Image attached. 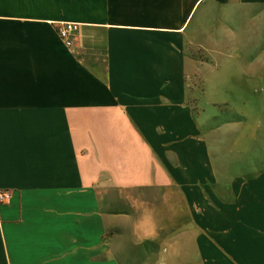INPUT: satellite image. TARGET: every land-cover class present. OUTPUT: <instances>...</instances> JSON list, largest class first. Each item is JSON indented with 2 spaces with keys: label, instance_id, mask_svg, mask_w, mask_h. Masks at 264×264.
<instances>
[{
  "label": "crops",
  "instance_id": "obj_1",
  "mask_svg": "<svg viewBox=\"0 0 264 264\" xmlns=\"http://www.w3.org/2000/svg\"><path fill=\"white\" fill-rule=\"evenodd\" d=\"M255 2L0 0V264H264V44L185 80L199 20Z\"/></svg>",
  "mask_w": 264,
  "mask_h": 264
},
{
  "label": "rangeland",
  "instance_id": "obj_2",
  "mask_svg": "<svg viewBox=\"0 0 264 264\" xmlns=\"http://www.w3.org/2000/svg\"><path fill=\"white\" fill-rule=\"evenodd\" d=\"M246 13V16H244ZM236 19L233 24V20L224 18L222 11L219 12L218 18H204L199 20V45L197 47L188 46L186 50L187 57L191 60L190 62L195 64V66L190 69L185 80L187 81V87L190 91L194 92L195 95H201L202 93V74L203 72H209L210 69H213L214 64L218 61L223 55L228 52L226 51L231 43H237L236 45L243 46V44L248 43L249 45L253 44H264V3H247L244 6L238 5L237 3V13ZM204 27H210L209 35L204 32ZM234 27L235 37L232 36V31ZM247 30H245V29ZM202 30V32H200ZM239 43V44H238ZM242 54V51L240 52ZM264 53V51L262 52ZM261 54V51L258 49L252 50L250 56L246 63L252 62L254 59H257ZM243 57L241 63H243ZM199 65V66H197ZM197 66V67H196ZM241 71L236 70V77L247 79L253 74L257 67H242L240 66ZM257 73V71H256ZM224 76H227L224 72ZM235 76V75H234ZM228 77V76H227ZM258 86L257 92L260 91ZM190 93L188 97V105L193 112H200V107L198 108L195 102V96ZM200 97V96H199ZM230 100L217 103L213 102V106L219 110V118L221 122H224L231 118V115L228 114V108ZM200 106V105H199ZM202 117V114L200 118ZM240 114H232V119L238 120L241 118ZM186 262L189 264L190 259Z\"/></svg>",
  "mask_w": 264,
  "mask_h": 264
},
{
  "label": "built area",
  "instance_id": "obj_3",
  "mask_svg": "<svg viewBox=\"0 0 264 264\" xmlns=\"http://www.w3.org/2000/svg\"><path fill=\"white\" fill-rule=\"evenodd\" d=\"M77 29V23L73 21H60L56 26V33L62 44L69 46L73 40ZM8 193L6 191H0V202L6 200Z\"/></svg>",
  "mask_w": 264,
  "mask_h": 264
}]
</instances>
